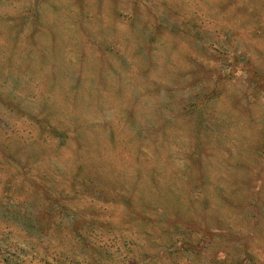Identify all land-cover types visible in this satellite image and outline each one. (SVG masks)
<instances>
[{
    "label": "rangeland",
    "instance_id": "1",
    "mask_svg": "<svg viewBox=\"0 0 264 264\" xmlns=\"http://www.w3.org/2000/svg\"><path fill=\"white\" fill-rule=\"evenodd\" d=\"M195 216L264 264V0H0V264H235Z\"/></svg>",
    "mask_w": 264,
    "mask_h": 264
},
{
    "label": "trees",
    "instance_id": "2",
    "mask_svg": "<svg viewBox=\"0 0 264 264\" xmlns=\"http://www.w3.org/2000/svg\"><path fill=\"white\" fill-rule=\"evenodd\" d=\"M12 91H14L15 93V90L13 89ZM10 93V92H8ZM17 105L13 106V109L17 110L20 114H23L24 115V112H23V109H20L21 106L19 107H16ZM201 124L199 123L198 124V130H201ZM170 192V196L173 197V201L175 203H178L179 201H176L175 200V197L173 196V192L174 190H169ZM200 198V196H198ZM180 209V208H178ZM203 212H207V211H204ZM202 215L206 216L205 213H202ZM243 217H245L243 215ZM245 222L246 224H243L242 222H240L239 224H242L244 225L243 227L244 228H248V227H253L251 224H250V220L248 219V217H245ZM251 219H254L253 216H251ZM181 221V219H178V222ZM195 221L198 222L202 228H207V227H211L212 225H220V226H225L226 229L229 231L227 233L231 235L230 236H220L218 235L220 241L222 240L223 241V244L224 246H226V248L229 250V254H226L224 253V256H231L234 260H235V264H251L249 261H254L255 262V259L253 257V252H251V249L250 247L247 245V242H241L239 243V245L236 244L235 240L233 238H235V236L237 235L236 232H233V227H235V225H231V224H227L225 222V220L222 218V216H216V217H212V218H203L201 216H195ZM259 223V222H257ZM241 225V226H242ZM255 226L257 225L256 223L254 224ZM198 226V224L196 225ZM209 229V228H208ZM232 230V231H231ZM245 231V233H247L249 236H253L252 235V231L250 229V231H248L247 229H243ZM204 237V236H203ZM210 237L211 239L214 237V234H210ZM247 238V237H246ZM253 238H256V237H253ZM191 239V238H190ZM231 239V240H230ZM192 243H193V240L191 239ZM193 246L196 247V244L194 243ZM232 250V254L230 255V251Z\"/></svg>",
    "mask_w": 264,
    "mask_h": 264
}]
</instances>
